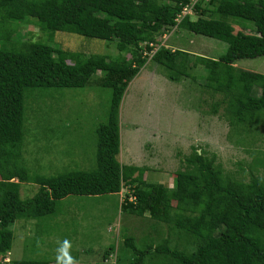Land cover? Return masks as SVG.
I'll list each match as a JSON object with an SVG mask.
<instances>
[{"label":"trees","instance_id":"1","mask_svg":"<svg viewBox=\"0 0 264 264\" xmlns=\"http://www.w3.org/2000/svg\"><path fill=\"white\" fill-rule=\"evenodd\" d=\"M191 1L0 0V28L31 22L45 36L35 42L0 40L1 261L11 252L15 222L53 215L57 202L71 195H113L124 185H135L130 189L133 200L126 196L121 212L167 225L175 239L170 234L155 244L153 237H147L139 247L132 236L126 237L123 247L132 253L128 264L146 260L154 261L150 264H264V177L255 175L258 167H264L263 160L247 166L249 178L244 181L224 173L214 155L209 159L204 150L194 149L184 160V170L176 171L172 188L145 182V168L117 160L119 106L129 83L149 59L172 82L201 80V93L217 98L210 112L215 115L221 109L234 132L264 122V75L234 67L239 60L264 56V0H197L195 20L184 16L178 21ZM233 26L253 33H234ZM174 27L221 41L226 51L210 59L155 42L156 36ZM55 32L114 42L117 54L90 57L63 50L51 44ZM198 65L206 70L204 76L191 75ZM98 72L102 76L95 83L110 90V101L105 121L95 128V169L55 177L30 175L21 164L28 93L84 88ZM21 183L38 185L37 194L21 200ZM159 234L156 231L157 238ZM179 244L191 249H180ZM113 249L106 250L104 260ZM8 264L54 263L9 260Z\"/></svg>","mask_w":264,"mask_h":264},{"label":"rangeland","instance_id":"2","mask_svg":"<svg viewBox=\"0 0 264 264\" xmlns=\"http://www.w3.org/2000/svg\"><path fill=\"white\" fill-rule=\"evenodd\" d=\"M188 16L195 20L193 14ZM15 26L1 27L0 40L12 38L19 43L25 39L35 42L45 38L43 30L31 22H18ZM233 28L234 33H253L238 26ZM53 37L51 44L63 50L90 57L117 54L114 42L68 32H55ZM155 42L210 59H218L226 51V44L221 41L176 27L156 36ZM154 46V49L158 47ZM234 67L238 71L264 75V56L239 60ZM190 73L204 76L206 70L198 65ZM101 76L102 73H96L92 78L95 80L91 83V79L84 88L28 93L21 164L30 175L55 177L71 171L95 169V128L105 121L110 101V90L96 84ZM200 83L201 80L195 82L187 78L172 82L161 67L148 60L129 83L119 106L117 160L121 165L145 168V182L172 188L176 171L184 170L187 165L185 158L194 149L201 152V148L209 159L215 156V163L224 173L248 181L247 166L255 159L264 161V122L234 132L221 109L215 115L210 112V105L217 98L211 99L201 93ZM257 171L255 175L263 178L264 167H258ZM134 186L124 185L119 194L113 195H71L57 202L53 215L15 222L8 258L12 261L51 260L55 264L57 241L68 239L72 243V256L85 264H128L132 253L123 247L126 237L132 236L141 247L147 237H153L157 244L162 237L172 234L167 225H156L148 216L135 217L121 212V202L126 196L132 199L130 189ZM38 190L36 184L21 183L19 197L29 199ZM156 231H160L158 238ZM171 239H175V233ZM111 247L113 251L104 260L106 250ZM178 248L191 249L187 244H179ZM151 262L146 260L145 264ZM0 264L6 263L0 260Z\"/></svg>","mask_w":264,"mask_h":264},{"label":"clouds","instance_id":"3","mask_svg":"<svg viewBox=\"0 0 264 264\" xmlns=\"http://www.w3.org/2000/svg\"><path fill=\"white\" fill-rule=\"evenodd\" d=\"M57 244L58 246L55 250V264H80V261L71 254V241L64 239L62 241H57Z\"/></svg>","mask_w":264,"mask_h":264},{"label":"built area","instance_id":"4","mask_svg":"<svg viewBox=\"0 0 264 264\" xmlns=\"http://www.w3.org/2000/svg\"><path fill=\"white\" fill-rule=\"evenodd\" d=\"M193 1V2H192ZM191 3L184 7L181 14L178 16V21L183 18L184 16H188V15H192L193 14V7H194V4L196 3L197 0H192Z\"/></svg>","mask_w":264,"mask_h":264},{"label":"crops","instance_id":"5","mask_svg":"<svg viewBox=\"0 0 264 264\" xmlns=\"http://www.w3.org/2000/svg\"><path fill=\"white\" fill-rule=\"evenodd\" d=\"M235 64H236V63H235ZM23 226H24V225H23ZM23 226H22V227H23ZM9 256H10V254H9ZM9 256H8V257H9ZM8 257L4 260V262H5L6 264H8V262H9V260H10V258H8ZM76 258H77V257H76ZM77 259H78V258H77ZM78 260H79V259H78ZM80 264H85V263H84L83 261H80Z\"/></svg>","mask_w":264,"mask_h":264}]
</instances>
